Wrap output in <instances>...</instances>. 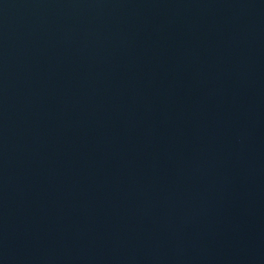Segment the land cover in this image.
Returning a JSON list of instances; mask_svg holds the SVG:
<instances>
[{"label": "water", "instance_id": "water-1", "mask_svg": "<svg viewBox=\"0 0 264 264\" xmlns=\"http://www.w3.org/2000/svg\"><path fill=\"white\" fill-rule=\"evenodd\" d=\"M0 264H264V0H0Z\"/></svg>", "mask_w": 264, "mask_h": 264}]
</instances>
